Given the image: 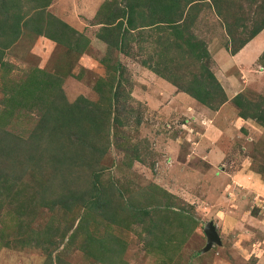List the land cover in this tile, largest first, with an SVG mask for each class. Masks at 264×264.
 I'll return each instance as SVG.
<instances>
[{
	"label": "rangeland",
	"instance_id": "rangeland-1",
	"mask_svg": "<svg viewBox=\"0 0 264 264\" xmlns=\"http://www.w3.org/2000/svg\"><path fill=\"white\" fill-rule=\"evenodd\" d=\"M263 1L228 0L229 23L240 17L239 6L246 13L251 7L234 36L247 37L260 18L253 4ZM124 5L52 0L43 20L66 22L76 33L63 40L76 44L27 27L3 50L0 264H264V127L232 103L238 95L250 103L264 98L256 87L264 83L229 89L215 77L225 100L208 109L162 77L179 72L185 86L198 62L183 46L176 49L169 29L149 25L146 7L120 42L123 51L97 37L104 14ZM207 5L184 13L192 18L188 33L208 49L226 34ZM29 6L22 0L25 18L37 15ZM206 65L214 74L211 55ZM53 76L54 84L45 82ZM80 98L106 120L83 148L73 142L77 127L59 128V113L47 110ZM220 114L224 128L216 123ZM77 147L83 154L74 157ZM65 200L72 202L68 210L59 204ZM209 222L220 244L203 252Z\"/></svg>",
	"mask_w": 264,
	"mask_h": 264
},
{
	"label": "trees",
	"instance_id": "trees-1",
	"mask_svg": "<svg viewBox=\"0 0 264 264\" xmlns=\"http://www.w3.org/2000/svg\"><path fill=\"white\" fill-rule=\"evenodd\" d=\"M26 1L30 4V11L34 12V14L37 13L36 16H32L30 14L29 18H25V13L21 11L22 0H0V70H2L1 68H5L3 67L2 62L3 50L7 49L18 40V37L24 28L31 27V29L40 36H44L48 40L54 42L56 41L55 35L57 33L60 35L58 40L66 43V45L71 46L72 44H76L63 40L66 39V33L67 35L69 33L70 35L76 33L66 23L55 18L43 20L42 13H44L50 6L52 0ZM122 1L126 4V6L124 5V9L112 7L108 10L107 15L104 14L106 17L101 20L103 22L98 23L102 26L103 34H99L97 37L110 47L123 51V47L120 45V42H122L126 37L125 35L128 33L129 28L134 29L135 16H141L142 14L141 10L138 9L146 7L151 15V23L149 25L169 29V36L173 38V44L176 49L183 46L184 52H186V55L188 56L187 58H193L194 61L196 60L198 62V73L191 75L190 81L187 82L185 86H180L179 81L176 79V77L180 78V75L178 74L179 72H172V69L170 70L171 72L169 73H171L174 78H172V76H162V74L157 70H154V72H156L157 75L159 74L158 76H162L165 80L171 82L176 88L186 93L198 103L213 111L216 110V104L219 105L224 103L223 100H225V97L214 74L206 65V61L210 59L207 44L202 40H197L193 35L188 33L189 25L190 23L192 24V18L190 16L189 20L187 14L188 19H185L184 9L188 7L187 13H189L191 9L205 7L209 4V7L219 19L228 38L226 50L230 55L238 53L249 41L264 30V1L258 6L253 4L256 9L253 15L260 18L258 22L251 21L252 30L249 34H247V37L242 40L234 36V30L237 27H246V22L249 21V18L246 16L248 10L251 8L250 6H248V10H246L247 13L243 12L242 7L239 6L237 8L238 12H236L240 14V17L236 18V20L233 19V22L229 23L230 19H228V16L233 8V3H229L228 0H142L143 3H140V0H132L135 1L134 4L131 3V0ZM103 9L104 8L100 9L98 12L99 18L102 15ZM123 25L127 28H124V34L121 33L124 27ZM52 27H55L56 32L50 31V28ZM186 35H188V37H186ZM3 37H5V39H3ZM167 64L165 63L166 71L169 69L168 66L172 67L170 64ZM54 79L55 77L53 76L50 77V80H46L45 82L48 84H54ZM31 81L35 83L37 80L34 78ZM24 89L23 91L26 93L25 96H30L32 91L25 87ZM58 89L60 90L59 87ZM232 103L240 111L241 117L253 119L260 126L264 127V98L261 97L257 102L250 103L248 100L243 99L241 95H238L232 99ZM90 106H93V104L80 98L69 106H58L55 103H52L48 106L47 110H49L48 112L59 113V128L69 129L72 124L77 127L76 140L73 142L77 143L76 146L81 145L83 148L86 146L85 143H87L90 133L92 132L94 136L98 137L102 132H104V127L106 125L104 113H97L96 111L90 109ZM42 121L45 123V119H42ZM85 124L88 128L85 127ZM43 128L47 130L45 125H43ZM77 149L78 150L74 151V157L80 151L79 147H77ZM80 159L86 160V156H81ZM97 192L100 194L98 198L100 197L99 201H101L103 193H101L100 190H97ZM66 202L67 203L60 202L59 204L68 210L70 209L72 202Z\"/></svg>",
	"mask_w": 264,
	"mask_h": 264
},
{
	"label": "crops",
	"instance_id": "crops-1",
	"mask_svg": "<svg viewBox=\"0 0 264 264\" xmlns=\"http://www.w3.org/2000/svg\"><path fill=\"white\" fill-rule=\"evenodd\" d=\"M227 39L226 36V39L224 41L221 40V43H208V50L215 64L214 74L217 80L224 82L225 85H229L227 87L229 89L236 88L235 84L239 88L254 89L255 85L253 84L255 81L264 83V30L249 41L234 56L225 50ZM230 71H235V75H233L234 73L228 74ZM230 81L231 84L229 83ZM160 84L166 83L161 82ZM256 87L260 88L259 93L264 95V86L260 85ZM225 107H229L228 104L224 106V110L226 111L227 108L225 109ZM218 118L216 121L218 127L225 125L223 122L225 120L224 116L220 114ZM219 156L217 155V157Z\"/></svg>",
	"mask_w": 264,
	"mask_h": 264
},
{
	"label": "water",
	"instance_id": "water-1",
	"mask_svg": "<svg viewBox=\"0 0 264 264\" xmlns=\"http://www.w3.org/2000/svg\"><path fill=\"white\" fill-rule=\"evenodd\" d=\"M203 232L206 237V244L203 249V252L209 251L213 245H218L220 244V239L216 233L215 227L211 222L207 223L204 226Z\"/></svg>",
	"mask_w": 264,
	"mask_h": 264
}]
</instances>
